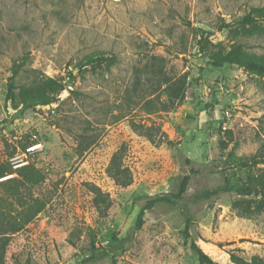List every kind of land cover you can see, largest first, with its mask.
Instances as JSON below:
<instances>
[{"label":"rangeland","instance_id":"obj_1","mask_svg":"<svg viewBox=\"0 0 264 264\" xmlns=\"http://www.w3.org/2000/svg\"><path fill=\"white\" fill-rule=\"evenodd\" d=\"M235 50L259 67L223 63ZM92 54L117 60L83 66ZM263 66L264 0H0L4 264H203L193 243L264 264ZM48 78L57 100L22 110ZM224 186L250 193L194 198Z\"/></svg>","mask_w":264,"mask_h":264},{"label":"trees","instance_id":"obj_2","mask_svg":"<svg viewBox=\"0 0 264 264\" xmlns=\"http://www.w3.org/2000/svg\"><path fill=\"white\" fill-rule=\"evenodd\" d=\"M233 55V56H232ZM29 59V54H26L22 56L19 61H15L13 64L12 68V75L10 77V81L12 82L11 84V89L15 88L14 81L16 77L20 74L22 71L23 67L27 64ZM222 62H229V63H234L240 66H247V65H255L259 67V62H252L251 60L243 57L238 50H235L234 52H230L227 56L222 58ZM111 61L115 62L117 60V56L112 55V56H105L102 54H92L88 56L83 62L82 65H89V64H96V63H101L104 61ZM264 67V66H263ZM70 76L72 78L75 77L73 72L70 73ZM164 83L169 84L167 85V102L165 103V107L167 109L176 107L183 103L185 96H186V87H187V74L182 75L180 78L175 80L174 82L171 83V80H166ZM65 86L62 82H59L55 79L48 78L47 80H44L38 91L34 93H28L26 91H23L21 94V102H22V110H28L31 108L36 107L37 105H47L55 100H57V96L61 93L62 90H64ZM80 137V136H79ZM86 148V146L83 147V149ZM118 155H115V158ZM118 166V165H117ZM119 167V166H118ZM13 169L11 164L7 165H2L0 164V177L4 176L6 173H12ZM113 175H116L115 173ZM123 184H128L126 180H119ZM187 186V180L184 181L182 185L181 192L179 194L173 195V196H160L153 198L150 200L144 207L141 208V210L138 213L137 220H136V228H141L143 223H144V215L146 210L151 209L155 204L157 203H168V204H175L177 201L181 200L183 198V193L186 190ZM94 189L93 192L95 193L94 200L97 203V205H100V203H104V209L107 211L109 206L111 205L110 201H107L105 197H103L100 189L96 186H92ZM235 190L238 193H250L249 190H240L239 188H234L233 186H224L220 187L214 190H206V191H201L197 194H195L194 198L196 201L209 198L213 194L217 192H227V191H232ZM264 194V190L262 192ZM101 201V202H100ZM21 228L16 227L14 228V231H18ZM3 237L0 236V264L5 263V256H6V251H5V244ZM94 247V244H93ZM193 247L195 251L197 252L199 256V260L203 264H220L218 262H214L205 252L199 247L196 246L193 243ZM94 256H88L85 258L84 261H91ZM232 260L237 263V264H254L253 262H244L240 258L234 256L231 254Z\"/></svg>","mask_w":264,"mask_h":264},{"label":"built area","instance_id":"obj_3","mask_svg":"<svg viewBox=\"0 0 264 264\" xmlns=\"http://www.w3.org/2000/svg\"><path fill=\"white\" fill-rule=\"evenodd\" d=\"M39 145V144H38ZM37 146L36 145H31L27 148L28 151H31L33 149H35Z\"/></svg>","mask_w":264,"mask_h":264}]
</instances>
